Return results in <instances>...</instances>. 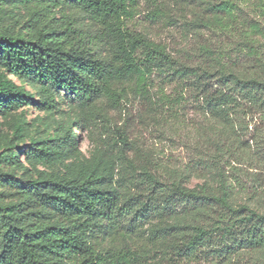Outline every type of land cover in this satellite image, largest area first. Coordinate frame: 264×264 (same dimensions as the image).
<instances>
[{"label": "trees", "instance_id": "trees-1", "mask_svg": "<svg viewBox=\"0 0 264 264\" xmlns=\"http://www.w3.org/2000/svg\"><path fill=\"white\" fill-rule=\"evenodd\" d=\"M142 1L0 0V116L33 104L53 132L45 139L31 137L25 160L13 144L0 146V264H146L149 252L128 233L114 246L103 238L104 225L115 227L130 216L133 202L146 218L160 219L154 234L185 229L166 220L191 202L213 199L233 209L232 193L241 189V181L220 167L214 177L221 193H214L208 182L198 189L181 179L164 184L146 170L157 189L149 195L136 192L127 201L125 195L133 190L117 179L111 165L99 162L100 150L90 163L66 162L83 155V138L75 132L91 122L81 108H93L105 98L99 113L107 116L108 104L122 107L131 82L145 98L160 82L162 101L171 107L186 104L185 94H190L216 127L240 128L241 135L233 132L219 144L230 169L237 170L233 163L259 162L245 159L243 145L264 143V0H208L207 26L228 34L231 42L225 48H203L204 63L196 67L185 66L166 45L132 30L144 10ZM145 1L154 21L168 18L170 0ZM244 8L258 12L255 19L244 16ZM172 83L180 91L175 99L165 92ZM62 93L73 99L69 109L61 104ZM14 135L19 140L30 137L29 126H16ZM116 136L128 159L127 133L117 128ZM57 166L59 171H49ZM235 211L247 212L237 221L247 227L246 239L262 244L258 227L264 228V215L248 207ZM234 227L222 231L233 235ZM191 229L183 243L195 251L211 233L200 226Z\"/></svg>", "mask_w": 264, "mask_h": 264}, {"label": "rangeland", "instance_id": "rangeland-1", "mask_svg": "<svg viewBox=\"0 0 264 264\" xmlns=\"http://www.w3.org/2000/svg\"><path fill=\"white\" fill-rule=\"evenodd\" d=\"M207 1L170 0L168 18L154 21L148 16L151 10L149 4L143 0L142 15L131 28L166 45L174 58L185 66L202 65L205 60L203 56H206L203 48H225L231 42V36L207 26L210 17ZM244 12V16L249 15L250 19H255L258 13L253 9ZM11 79L17 82L14 77ZM174 87L176 84L172 83L165 90L172 99L180 93ZM26 89L32 91L29 87ZM160 90V82L155 83L150 98H145L138 95L131 82L123 97L122 107L114 108L108 104V115L103 118L99 111L103 108L100 103L107 104L105 98L93 108H81L91 122L82 131L75 132L83 138L80 142L83 155L77 160L69 159L66 162L90 163L98 155L97 150H100L99 162L111 165L117 173V179L125 180L124 185L127 184L133 190L132 195H125L124 200L127 201L134 199L136 192L149 195L157 189L145 176L146 170L164 184L181 179L185 186L198 189L208 182L214 193H221L220 181L214 177L220 167L224 173L239 177L241 189H234L232 193L230 203L233 209L224 208L213 199L191 202L178 209L179 212L172 219L166 220L168 224H180L185 229L178 231L169 228L158 234H154L153 230L154 226L162 225L160 219L146 218L142 214L141 205L133 202L130 216L123 218L115 227L104 225L105 244L114 246L118 244L121 234L128 233L149 252L146 264H264V228L261 231V227H258L262 244H252L255 240L246 239L247 227H239L237 222L247 212L235 211L248 207L264 215V143L250 140L243 145L247 154L245 159H259L258 163H233L237 170L230 169V159L228 156L222 157L219 144L228 139V135L232 136L233 132L241 135L242 130L237 128L229 131L220 125L216 127L190 94H185L184 105H166ZM62 95L61 104L64 109H69L68 104L73 99L66 93ZM73 104L75 107L79 105L77 102ZM44 118L45 114L39 112L33 104L0 116V146L13 144L22 151L21 160H25V154L31 146V137L45 139L53 134L42 121ZM18 125L22 128L29 126L30 137L16 139L14 132ZM117 128L127 133L128 159L122 155L117 143ZM249 131H254V125L250 126ZM38 169L44 170L40 166ZM59 170V166L49 169L55 172ZM31 176L36 177L34 170ZM232 224L235 226L231 232L233 235L222 231L223 227ZM194 226L210 231L211 237L204 240L198 249L190 251L183 239L192 235L191 228Z\"/></svg>", "mask_w": 264, "mask_h": 264}]
</instances>
